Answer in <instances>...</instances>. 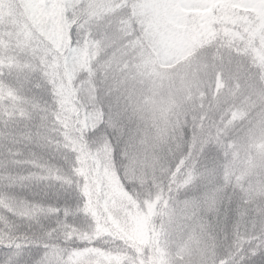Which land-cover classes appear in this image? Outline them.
<instances>
[{"label":"snow or ice","instance_id":"1","mask_svg":"<svg viewBox=\"0 0 264 264\" xmlns=\"http://www.w3.org/2000/svg\"><path fill=\"white\" fill-rule=\"evenodd\" d=\"M219 7L0 0V264H264V64L157 96Z\"/></svg>","mask_w":264,"mask_h":264},{"label":"trees","instance_id":"2","mask_svg":"<svg viewBox=\"0 0 264 264\" xmlns=\"http://www.w3.org/2000/svg\"><path fill=\"white\" fill-rule=\"evenodd\" d=\"M241 1L221 0L214 26L210 25L205 33L206 39L202 41L201 33L197 32L183 56L164 68V78L157 83L159 99L173 104L199 105L205 102V97L215 100L222 93L234 94L239 86L238 77L249 68L254 72L257 64H264V22L253 27L250 15H264V11L257 13L239 7ZM210 13L211 6L197 10L196 15ZM218 79L222 82L219 87ZM11 191L17 195L28 192L20 187Z\"/></svg>","mask_w":264,"mask_h":264},{"label":"rangeland","instance_id":"3","mask_svg":"<svg viewBox=\"0 0 264 264\" xmlns=\"http://www.w3.org/2000/svg\"><path fill=\"white\" fill-rule=\"evenodd\" d=\"M220 2H221V0H217V4H219ZM257 2H258V4H264V0H257ZM238 6H241V7H244V8H250V9H253V10H255L257 13H261V12H262V10H261L259 7H252L251 5L247 4V3H246V0H242ZM184 52H185V51H184ZM183 54H184V53H183ZM182 56H183V55L181 54V55H179L177 58L182 57ZM177 58H176V59H177ZM176 59H175V60H176ZM172 62H173V61H172ZM172 62H171V63H172ZM171 63H170V64H171ZM217 85H218V87L222 85V82H221L220 79H218V81H217Z\"/></svg>","mask_w":264,"mask_h":264},{"label":"clouds","instance_id":"4","mask_svg":"<svg viewBox=\"0 0 264 264\" xmlns=\"http://www.w3.org/2000/svg\"><path fill=\"white\" fill-rule=\"evenodd\" d=\"M216 67H219V66H216ZM174 71H175V69H174ZM197 90H199V89H197ZM260 111H264V107H261ZM250 119H251V117H250Z\"/></svg>","mask_w":264,"mask_h":264}]
</instances>
